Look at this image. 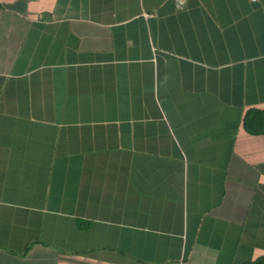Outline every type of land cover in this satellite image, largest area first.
Listing matches in <instances>:
<instances>
[{"label":"crops","instance_id":"obj_1","mask_svg":"<svg viewBox=\"0 0 264 264\" xmlns=\"http://www.w3.org/2000/svg\"><path fill=\"white\" fill-rule=\"evenodd\" d=\"M0 264H264V0H0Z\"/></svg>","mask_w":264,"mask_h":264},{"label":"trees","instance_id":"obj_2","mask_svg":"<svg viewBox=\"0 0 264 264\" xmlns=\"http://www.w3.org/2000/svg\"><path fill=\"white\" fill-rule=\"evenodd\" d=\"M243 120L245 121V123H247V121H248V122H249V121L251 122V120H252V115H250V114H246ZM249 125H250V124H249Z\"/></svg>","mask_w":264,"mask_h":264}]
</instances>
